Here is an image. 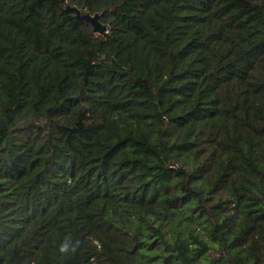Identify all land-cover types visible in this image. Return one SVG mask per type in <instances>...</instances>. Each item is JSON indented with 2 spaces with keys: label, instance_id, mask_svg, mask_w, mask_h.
<instances>
[{
  "label": "trees",
  "instance_id": "obj_1",
  "mask_svg": "<svg viewBox=\"0 0 264 264\" xmlns=\"http://www.w3.org/2000/svg\"><path fill=\"white\" fill-rule=\"evenodd\" d=\"M0 264H264V0H0Z\"/></svg>",
  "mask_w": 264,
  "mask_h": 264
},
{
  "label": "water",
  "instance_id": "obj_2",
  "mask_svg": "<svg viewBox=\"0 0 264 264\" xmlns=\"http://www.w3.org/2000/svg\"><path fill=\"white\" fill-rule=\"evenodd\" d=\"M69 10L74 11L78 19L85 20L91 23L93 26L94 32L103 33L105 31L106 26L101 24L99 13L91 14L89 12H83L75 6L69 7Z\"/></svg>",
  "mask_w": 264,
  "mask_h": 264
},
{
  "label": "clouds",
  "instance_id": "obj_3",
  "mask_svg": "<svg viewBox=\"0 0 264 264\" xmlns=\"http://www.w3.org/2000/svg\"><path fill=\"white\" fill-rule=\"evenodd\" d=\"M67 248H68V244L67 243H64L63 245H61L60 251L61 252L66 251Z\"/></svg>",
  "mask_w": 264,
  "mask_h": 264
}]
</instances>
